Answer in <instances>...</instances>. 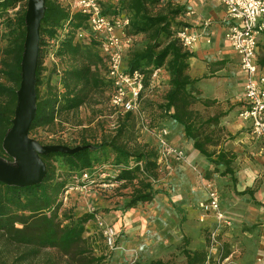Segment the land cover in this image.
Wrapping results in <instances>:
<instances>
[{
    "label": "trees",
    "instance_id": "1",
    "mask_svg": "<svg viewBox=\"0 0 264 264\" xmlns=\"http://www.w3.org/2000/svg\"><path fill=\"white\" fill-rule=\"evenodd\" d=\"M20 1L0 0V157L9 162L13 159L3 150L2 140L14 116L26 8L16 11L14 16L9 12ZM100 2L104 14L125 15L129 19L125 31L134 39L125 49L124 61L127 71L138 70L144 74L141 96L145 89L156 88L163 92L158 104L163 116L182 127L183 136L191 140L193 147L212 165L211 171L220 175L231 173L236 154L223 148L216 149L219 138L214 128L220 114L203 117L196 108L197 104L209 107L214 100L200 95L195 86L198 79L188 73L192 52L176 37L177 30L184 25L179 19L184 8L173 5L170 0ZM44 5L35 70L36 113L29 135L38 128L51 129L62 121L73 124L71 119L77 117L81 106L97 102L98 96L109 89L105 78L106 58L99 52L98 41L77 37L78 30L86 26V15L71 11L62 0H45ZM138 35H143L145 41L135 48ZM48 54L54 57L49 66L44 63ZM156 68H162L165 76L151 78ZM117 118L120 122L113 135H102L99 139L92 137L93 141L82 136L74 145L54 142L79 148L41 155L46 173L40 182L16 185L0 180V237L24 248L19 253L20 263L30 264L45 249L59 253L63 264L106 263L108 255L102 249L96 250L95 240L85 235L86 224L95 212L74 211L63 202L62 195L68 187L79 184L75 180L84 171L91 173L109 158L115 163L109 178L124 187L130 186L123 203L125 209L152 200L158 191L155 187L159 171L157 148L149 142L130 144L127 135L134 126L135 114L126 112ZM182 254L183 264H203L207 251L183 246ZM0 264L8 263L0 257ZM39 264L57 262L48 257ZM149 264L178 263L152 259Z\"/></svg>",
    "mask_w": 264,
    "mask_h": 264
},
{
    "label": "crops",
    "instance_id": "2",
    "mask_svg": "<svg viewBox=\"0 0 264 264\" xmlns=\"http://www.w3.org/2000/svg\"><path fill=\"white\" fill-rule=\"evenodd\" d=\"M170 1L184 8L179 19L198 36L189 49L192 55L188 59V73L198 79L195 86L203 96L232 107L222 118L227 133L216 149L232 151L236 156L231 173L211 180L200 178L208 168L206 159L191 141L182 137V127L167 120L166 137L172 145L183 149L186 162L177 163V159L184 157L171 155L173 158L158 171L165 187L152 200L132 208H119L103 217L104 223L121 238L113 258L106 264H134L135 249L140 253L136 264H149L152 259L183 264V246L205 249L203 264H264V142L253 135L249 123L238 115L244 105V74L238 54L224 37L228 25L224 6L221 0ZM255 57L256 74L264 73V29L257 37ZM164 76L161 68L158 77ZM208 184L218 189L221 210L230 224L219 223L212 213H204L200 208L207 199ZM211 229H216L222 238L217 248L208 247L206 242ZM221 257L226 259L219 260Z\"/></svg>",
    "mask_w": 264,
    "mask_h": 264
},
{
    "label": "built area",
    "instance_id": "3",
    "mask_svg": "<svg viewBox=\"0 0 264 264\" xmlns=\"http://www.w3.org/2000/svg\"><path fill=\"white\" fill-rule=\"evenodd\" d=\"M100 1L62 0L71 11H79L86 15V26L78 30L77 37L86 41H89L90 38L97 40L99 52L106 58L105 78L109 82L111 109L116 115L126 112L142 114L141 94L144 90V74L138 70L127 71L124 61L125 49L134 39L125 31L129 19L125 15L104 14ZM221 3L228 21L224 37L238 54L240 70L244 74V105L238 115L249 123L253 135L264 142V73L256 74L255 57L257 37L264 29V21L261 20V17L264 16V0H221ZM176 37L181 45L188 50L198 39V36L192 33L186 25L177 30ZM160 71L161 68L154 69L150 77H158ZM167 133V129L163 128L158 135L161 147L159 160L163 155L181 158L182 150L169 145ZM100 175L102 178L107 177V180L97 183V186L111 188L117 185L118 182L110 179L108 173ZM79 178L80 181H84L82 185L70 186L64 191L62 200L65 204L71 190H82L95 182V179L87 171H84ZM200 208L204 213H212L219 223L230 224L229 219L221 210L219 191L213 185H208L207 199L200 204ZM94 218L102 230L105 244L108 248L113 249L116 232L110 225L103 222L100 215L94 214ZM208 237L210 247L219 242L216 230H212ZM126 264H131V262ZM219 264H222L221 261Z\"/></svg>",
    "mask_w": 264,
    "mask_h": 264
},
{
    "label": "rangeland",
    "instance_id": "4",
    "mask_svg": "<svg viewBox=\"0 0 264 264\" xmlns=\"http://www.w3.org/2000/svg\"><path fill=\"white\" fill-rule=\"evenodd\" d=\"M26 4H27V0L20 1L16 5L15 9L11 10L9 13L11 14V16H14L16 11L26 8ZM144 41H145V37L143 35H138L135 40V48L142 46ZM53 60L54 57L51 54H48L44 60V63L49 66ZM199 91H200V95L202 97H205L201 94L200 89ZM109 94L110 92L108 89L103 93V95L98 96L97 102L91 105L81 106L77 111V117L71 119L73 124L62 121L60 125H55L51 129L46 127L38 128L34 130L32 132L33 134H30V136L31 137L35 136L36 138L42 140L43 142H46L47 144H53L54 142L61 141V142H67V144L69 145H74L80 141L82 136L86 137V139H88L89 141H93V138L99 139L102 135H109V134L113 135L115 133L117 124L120 122V120L117 118V115L110 107ZM162 97H163V92L159 91L156 88L147 89V90L145 89L143 95L141 96V109L143 113L139 115L135 114L134 126L131 132H129V134L127 135V137H129L130 144H133L134 142L137 143L149 142L156 146L158 152L159 169L160 168L162 169V165H164V163L168 164L170 159L173 158L171 155H163L159 160L161 147H160L158 135L160 133V130L165 128V124L167 120H170L168 117H164L160 109L158 108V104L161 102ZM212 100H214V102L211 106L203 107L202 105L197 104L196 108L200 111L203 117L220 114L218 118V124L217 126H215L214 130L216 136L219 138L218 143L221 144L223 139L226 138V133H227L225 126L222 123V118L228 113V111L232 107L228 106L227 104L223 105L221 104V102L215 99ZM55 122L57 123L58 119ZM181 135L187 141H191L183 136L182 129H181ZM167 141L169 145L173 147H177L170 143L168 137H167ZM210 149H213V147H210ZM181 150L183 151V149ZM183 157H184L183 159H179V160L177 159L176 162L177 163H180V161L186 162L185 156ZM204 159L206 158L204 157ZM206 161L208 163V168L205 170L203 174L199 175V177L211 180L214 176L219 175V172L211 171L212 165L208 162L207 159ZM114 164H115L114 161L111 158H109L107 161L95 167L91 173L89 172L91 177L95 179V182L90 185H87L85 188H83L80 191L75 189L71 190L68 195V200L66 201L67 207H72L74 211L78 213L95 212V214L100 215L102 220L103 217L107 218L106 215L110 214L111 212H114L119 208H124L123 203L127 198L126 195L130 192V186L124 187L119 183H117L116 186L112 187V189L110 190L107 189L108 190L107 191L99 188V186L96 185L97 183L102 182L101 179L107 178V177L102 178L100 174L112 173L111 169L115 168ZM219 167L220 169H222V166ZM208 170H210L209 174H208ZM75 181L79 183L78 185H82L84 183V181H80L79 177ZM164 183L165 180L164 182L159 180V178L156 180L155 187L158 189V191L165 187ZM139 205L140 204H138L137 206ZM211 230H216V229H211ZM85 235L88 237H92L95 240L94 245H96V250L102 249L103 252L108 255V259L106 263L113 258L115 249L118 246L119 241L121 240L120 236L117 235L115 240V247L113 249L108 248V246L104 242V236L102 230L99 227V225L95 222L94 217L86 224ZM208 235L206 238V242L209 247L210 243H209ZM219 239L222 240L220 234L218 236V240ZM220 242L221 241L217 243L218 245L217 244L214 245L213 248L219 247ZM23 251H24L23 247L9 244L5 242L3 238L0 237V257L4 259L8 264L9 263L25 264V263H20L18 260L19 253ZM138 252L139 251H137L136 249L134 250V254L132 257V261H134V264H136L140 259V253ZM172 256L176 257L177 255H172ZM48 257H51L54 261L57 262V264H63V259L61 258L59 253H57L53 249L42 250L39 254V257L30 264H37V263L39 264L41 261H43L45 258ZM222 259L223 257H221L219 260ZM131 264H133V262H131Z\"/></svg>",
    "mask_w": 264,
    "mask_h": 264
},
{
    "label": "water",
    "instance_id": "5",
    "mask_svg": "<svg viewBox=\"0 0 264 264\" xmlns=\"http://www.w3.org/2000/svg\"><path fill=\"white\" fill-rule=\"evenodd\" d=\"M45 0H27L24 14L25 37L20 60V81L16 90V105L11 126L2 148L13 161L0 157V180L7 184L29 185L38 183L46 173L41 155L50 151L71 152L79 148L53 143L42 144L29 135L36 113L35 70L39 48V26L44 14Z\"/></svg>",
    "mask_w": 264,
    "mask_h": 264
}]
</instances>
